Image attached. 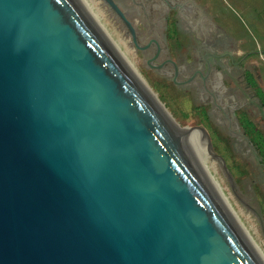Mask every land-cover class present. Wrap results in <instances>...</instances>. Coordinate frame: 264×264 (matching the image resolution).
Listing matches in <instances>:
<instances>
[{"label":"water","instance_id":"1","mask_svg":"<svg viewBox=\"0 0 264 264\" xmlns=\"http://www.w3.org/2000/svg\"><path fill=\"white\" fill-rule=\"evenodd\" d=\"M196 130L146 97L77 0H0V264H261Z\"/></svg>","mask_w":264,"mask_h":264},{"label":"rangeland","instance_id":"2","mask_svg":"<svg viewBox=\"0 0 264 264\" xmlns=\"http://www.w3.org/2000/svg\"><path fill=\"white\" fill-rule=\"evenodd\" d=\"M93 1L104 16L103 26L109 37L125 51L120 39L128 43V48L129 41L101 8V2ZM203 1L214 15L219 27L217 34L222 33V38L227 41L221 44H226L228 54L234 62L243 57L237 65H232L228 57L225 59L230 75L235 78L245 72L252 84L245 93L246 100L238 98L232 105L231 112L235 114L232 119L212 110L204 101L205 96H198L188 86L178 85L149 69L143 62L145 57H137L134 48H130L131 55L127 58L175 125L185 132H193V139L199 142L200 136L195 131L203 129L212 153L221 159L209 157V163L214 166V171L209 173L218 179L241 223L264 251V0ZM222 81L220 79L218 83L222 85ZM229 88L234 86L231 84ZM245 101L246 109H240ZM200 153L208 159L203 145ZM227 174L232 178V185Z\"/></svg>","mask_w":264,"mask_h":264},{"label":"flooded vegetation","instance_id":"3","mask_svg":"<svg viewBox=\"0 0 264 264\" xmlns=\"http://www.w3.org/2000/svg\"><path fill=\"white\" fill-rule=\"evenodd\" d=\"M100 2L129 41V48L136 50L137 57H145L143 62L149 69L205 96L206 104L228 120L235 116L232 105L238 98L246 100L245 93L252 84L245 72L235 78L230 75L225 59L237 65L243 57L234 62L228 54L226 44H221L227 41L222 33L217 34L219 27L203 0H112L132 33L113 9ZM224 76L231 81H225ZM231 84L234 88H229ZM245 104L240 109H246Z\"/></svg>","mask_w":264,"mask_h":264},{"label":"bare ground","instance_id":"4","mask_svg":"<svg viewBox=\"0 0 264 264\" xmlns=\"http://www.w3.org/2000/svg\"><path fill=\"white\" fill-rule=\"evenodd\" d=\"M77 1L81 4L85 13L91 19V21L93 22V24L95 25L97 30L105 38L107 43H109V45L115 50L118 57L122 61L123 65L127 68V71L129 72L130 76L135 80L137 85L142 89V91L145 93L146 97L150 101L155 103L157 105V107L159 108V110H161V112H163V113H165V115H167V113L163 109L162 105L157 101L156 97L151 93V91L148 89V87L146 86L144 81L141 79V77L136 72L135 68L133 67L132 62L127 58V57H130L129 54L131 55V50L127 46L128 43L126 44V42L124 40L120 39L122 42V46L125 49V51H122L119 48V46L116 45L117 43H115L114 41L111 40V38L109 37L107 29L103 26L104 25L103 24L104 16L101 13V11L97 8V6L93 0H77ZM196 142L198 143L199 140H196ZM203 147L206 150L205 145H203ZM200 150H201V145L198 144L197 146L194 147L195 158L198 161V163L200 164L201 168L204 170L205 175L207 176V179L209 181V184H210L212 190L214 191V193L218 197L221 205L223 206L226 213L230 217L233 225L240 232V234L242 235V237L244 238L246 243L249 245L251 250L254 252V254L257 257V259L259 260V262L261 264H264V251H262L261 248L259 247V245H257L254 242L253 238L250 236L247 229L241 223V221H240L241 219L237 215L238 214L237 211H235L232 208V206L230 205L229 196L227 195V193L225 194V190L223 189L221 184L217 181L218 179L215 178V176L213 175L212 172L209 173L210 170L214 171V166L209 163V160H210L209 157L210 156H208L207 151H206V157L208 159H205L204 155L200 153Z\"/></svg>","mask_w":264,"mask_h":264}]
</instances>
